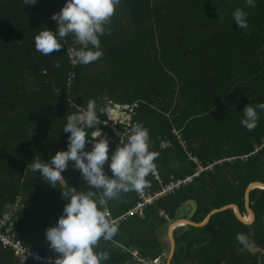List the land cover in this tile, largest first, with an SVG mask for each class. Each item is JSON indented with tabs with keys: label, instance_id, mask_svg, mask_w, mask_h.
Instances as JSON below:
<instances>
[{
	"label": "trees",
	"instance_id": "obj_1",
	"mask_svg": "<svg viewBox=\"0 0 264 264\" xmlns=\"http://www.w3.org/2000/svg\"><path fill=\"white\" fill-rule=\"evenodd\" d=\"M63 4L0 0V217L17 205L23 208L15 215L22 243L45 254L44 233L66 203L63 184L89 190L71 163L61 174L65 181L55 188L30 165L66 150V116L77 112L76 106L86 108L90 99L98 108L137 104L134 121L148 129L150 150L159 153L155 163L161 182L147 177L151 193L167 186L171 176L183 179L195 171L175 131L182 132L204 165H214L191 185L154 202L144 219L121 222L112 240L101 239L96 251L109 253L105 264H129L132 252L158 258L164 250L161 228L177 221L190 201L198 205L196 224L233 205L245 216L248 187L264 185V112L258 109L253 130L240 124L247 105L264 103V0L254 8L245 0H119L106 25L110 34L100 37L102 57L74 66L68 37L69 43L49 56L34 47L42 28L55 32L50 17ZM238 8L247 13V29L233 22ZM168 139L173 145L164 149ZM136 201L135 191L122 193L109 201L110 216L122 217ZM250 206L256 216L252 226L228 210L202 228L175 234L172 264H264V190L250 194ZM238 233L247 234L251 246H242ZM0 264L20 263L12 250L0 246Z\"/></svg>",
	"mask_w": 264,
	"mask_h": 264
},
{
	"label": "clouds",
	"instance_id": "obj_2",
	"mask_svg": "<svg viewBox=\"0 0 264 264\" xmlns=\"http://www.w3.org/2000/svg\"><path fill=\"white\" fill-rule=\"evenodd\" d=\"M25 5H34L37 0H23ZM257 0H245V6L256 7ZM119 0H64L59 12L50 20L56 23L53 32L42 28L34 37L35 49L45 56L59 52L69 43L67 53L73 63L88 65L103 55L100 37L111 32L106 25L111 23ZM234 24L239 29H247V13L234 10ZM73 43L80 47H73ZM60 67L59 63L55 65ZM264 112V103L243 109L240 124L251 131L257 126L259 112ZM110 108H98L90 99L85 109L66 116L63 132L67 136L66 150H59L48 162L37 158L31 162V170L51 187L65 179L62 173L70 163L79 171L89 190H77L63 184L62 198L66 201L56 224L46 229L44 235L50 249L58 253L54 264H105L110 259L107 251H96L98 242L110 241L118 231V225L110 218L109 201L117 200L122 193L142 191L150 187L147 177L155 174V161L159 153L150 150L149 131L142 123L131 125L126 139L109 154V142L98 128L101 121L98 112L110 113ZM128 118L125 117V120ZM88 129H95L89 134ZM91 145V150H86ZM107 166V173L106 168ZM110 173V175H109ZM249 221V217H244ZM237 241L245 247L251 246L247 234L238 233ZM143 258L139 254H133ZM161 257V256H159ZM163 259V258H162ZM164 264V263H163Z\"/></svg>",
	"mask_w": 264,
	"mask_h": 264
},
{
	"label": "built area",
	"instance_id": "obj_3",
	"mask_svg": "<svg viewBox=\"0 0 264 264\" xmlns=\"http://www.w3.org/2000/svg\"><path fill=\"white\" fill-rule=\"evenodd\" d=\"M70 57V56H69ZM71 64L73 63L72 59ZM74 76L71 75L68 79L69 85L73 83ZM137 104L133 105H120L114 104L111 107L110 113H100L101 121H107V123H101L98 125V128L102 130V134L109 142V150L112 152L119 146V141L126 139V134L129 131L131 125L136 124L134 121L135 109ZM77 111H80L82 108L76 106ZM125 117L128 119L125 120ZM95 130V129H93ZM178 138V144L183 148V150L188 154L189 159L196 165L195 172L184 179H171V182L165 186L161 191L157 193H151L147 188L142 191L136 192L137 201L132 209H130L125 215L118 219L110 218L119 226L123 221H126L129 218L136 217L140 219L145 218V211L150 207L154 202L159 199L171 196L176 192L180 191L183 187L191 185L195 179L201 177L203 173H206L212 170L213 166H205L202 161L194 156L188 149L187 142L181 137L179 132L174 133ZM172 143L170 141H165L163 143V148H171ZM153 178L161 182L160 173L156 171L155 174H152ZM23 208H20L17 205L14 209L7 210L0 217V246L3 249H10L14 253L15 257L20 264H54L55 259L58 257L56 252L49 247V243L45 242L43 247L45 248V254H40L39 252L31 250L29 247L25 246L21 239L18 237L15 231V215ZM135 261L137 264H163L164 261L162 257H158L154 260H145L144 258L137 257L135 255Z\"/></svg>",
	"mask_w": 264,
	"mask_h": 264
},
{
	"label": "crops",
	"instance_id": "obj_4",
	"mask_svg": "<svg viewBox=\"0 0 264 264\" xmlns=\"http://www.w3.org/2000/svg\"><path fill=\"white\" fill-rule=\"evenodd\" d=\"M177 132H179L180 133V135H181V137L187 142V140L184 138V136H183V134H182V132L181 131H177ZM173 135H174V133H173ZM174 137L176 138V140L178 141V138L174 135ZM166 141H170L169 139L168 140H166ZM187 144H188V142H187ZM189 145V144H188ZM91 147V146H90ZM188 149H189V151L192 153V151H191V147L190 146H188ZM110 151V150H109ZM110 154H111V151H110ZM196 156V155H195ZM196 157H198L199 159H200V157L199 156H196ZM201 160V159H200ZM189 161L190 162H192L190 159H189ZM202 161V160H201ZM193 163V162H192ZM203 163V162H202ZM194 164V163H193ZM204 164V163H203ZM195 165V164H194ZM206 166V165H205ZM209 166H214V165H209ZM196 169V168H195ZM157 171H159V170H157ZM195 172V171H194ZM160 173V172H159ZM189 176V175H188ZM187 177V176H186ZM172 178H174L175 179V177L174 176H171V179ZM184 179V178H183ZM170 182H171V180H170ZM169 182V183H170ZM253 185V184H252ZM250 187V186H249ZM248 187V188H249ZM248 190V189H247ZM255 191V190H254ZM247 192V191H246ZM253 192V191H252ZM251 192V193H252ZM250 193V194H251ZM246 197V196H245ZM194 202V201H193ZM196 203V202H195ZM197 204V203H196ZM198 206V205H197ZM228 207V206H227ZM225 208V207H224ZM245 208H246V201H245ZM216 211V210H215ZM197 212H198V210H197ZM234 212V211H233ZM246 212H247V210H246ZM235 213V212H234ZM197 214V213H196ZM196 214L194 215V217L196 216ZM191 216H193V206L192 205H190V204H186L185 205V207L181 210V213H180V216H179V219L177 220V221H173V222H170V224H169V226H167V227H163V228H161V230H160V232H159V235L161 236V239H160V241H161V246H163L164 247V250H163V253L160 255L162 258H163V261H164V264H168L169 263V261L171 260V264H172V261H173V258H174V256H175V254H174V256L171 258V254H172V252H173V241H172V237H171V235H170V227L174 224V223H176V222H180V221H191L192 223H194L193 222V219H194V217L192 218V219H190V217ZM243 216V215H242ZM249 217L250 218V216H249V214H248V212L246 213V215L245 216H243V217ZM207 220V219H206ZM205 223V222H204ZM204 223H202V224H204ZM194 224H196V223H194ZM202 224H198V225H202ZM206 226V225H205ZM252 226V225H251ZM186 227H192V226H190V225H188V226H178V227H176V229L173 231V237H174V239L176 240V238H175V234H177V233H180V232H182V230H184ZM176 251H177V242H176ZM176 251H175V253H176ZM168 252H169V254H168ZM133 254H137L136 252H132L131 253V255H133ZM143 257V256H142ZM145 260H150V259H146L145 257H143ZM131 263H134L133 261L132 262H129V264H131Z\"/></svg>",
	"mask_w": 264,
	"mask_h": 264
},
{
	"label": "water",
	"instance_id": "obj_5",
	"mask_svg": "<svg viewBox=\"0 0 264 264\" xmlns=\"http://www.w3.org/2000/svg\"><path fill=\"white\" fill-rule=\"evenodd\" d=\"M258 189H260V190H264V185H263V184H260V183H258V184H253V185H251V186L248 188V190H247V192H246L245 201H246V210H247V212H248V214H249V216H250L249 221H245V219H244V217L242 216V214H241L239 208H238L237 206L233 205V206H228V207H225V208H223V209L216 210V211L212 212V213L208 216V218H207V220L205 221V223L202 224V225L194 224V223H192L191 221H180V222H176V223H174V224L170 227V235H171V237H172V241H173V252H172V254H171V258L174 256L175 251H176V240H175L174 237H173V231L176 229V227H178V226H180V225H182V224H186V226L190 225V226L195 227V228H202V227H204L205 225H207V224L209 223L210 219H211L214 215H216V214H218V213H222V212L228 211V210H232V211L235 212V215H236L237 219H238L241 223H243V224L246 225V226H251V225H253V224L255 223L256 216H255V214H254V212H253V210L251 209V206H250V193H251L252 191H254V190H258ZM188 204H190V205L193 206V216L190 217V219H192V218L194 217V215L197 213L198 206H197V204H196L195 202H193V201L188 202ZM131 264H135V263H131ZM168 264H171V260L169 261Z\"/></svg>",
	"mask_w": 264,
	"mask_h": 264
},
{
	"label": "bare ground",
	"instance_id": "obj_6",
	"mask_svg": "<svg viewBox=\"0 0 264 264\" xmlns=\"http://www.w3.org/2000/svg\"><path fill=\"white\" fill-rule=\"evenodd\" d=\"M180 226H184V227H185V226H186V224H182V225H180Z\"/></svg>",
	"mask_w": 264,
	"mask_h": 264
},
{
	"label": "rangeland",
	"instance_id": "obj_7",
	"mask_svg": "<svg viewBox=\"0 0 264 264\" xmlns=\"http://www.w3.org/2000/svg\"><path fill=\"white\" fill-rule=\"evenodd\" d=\"M168 254H169V252H168Z\"/></svg>",
	"mask_w": 264,
	"mask_h": 264
}]
</instances>
